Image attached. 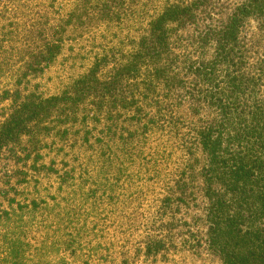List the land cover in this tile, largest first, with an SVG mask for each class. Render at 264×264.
Wrapping results in <instances>:
<instances>
[{"label":"trees","instance_id":"16d2710c","mask_svg":"<svg viewBox=\"0 0 264 264\" xmlns=\"http://www.w3.org/2000/svg\"><path fill=\"white\" fill-rule=\"evenodd\" d=\"M224 2L67 0L37 26L41 45L1 92L0 158L15 161L24 183L32 172L52 173L60 187L95 185L99 175L110 183L98 196L100 227L89 229L112 239L95 246L100 259L181 264L175 256L188 252L264 264V0H236L220 20ZM125 20L136 34L80 58L86 69L56 94L24 82L51 68L66 43L87 40L92 25L97 32ZM252 22L255 45L243 36ZM183 100L205 116H176ZM48 154L59 160L45 162ZM9 186L0 189L2 214ZM192 208L202 213L194 230L185 219ZM72 243L77 257L82 244Z\"/></svg>","mask_w":264,"mask_h":264},{"label":"rangeland","instance_id":"374dc122","mask_svg":"<svg viewBox=\"0 0 264 264\" xmlns=\"http://www.w3.org/2000/svg\"><path fill=\"white\" fill-rule=\"evenodd\" d=\"M66 1L0 0V95L3 89L14 83L19 72L23 69L25 71L24 59L27 55L41 45V38L35 31L37 26L45 24L47 20L53 22L57 11H60V7L63 8L62 5ZM235 1L225 0L224 5L220 7L218 19H223L227 9ZM90 19V22L94 23V17L90 16ZM104 23L97 32H94L95 27L92 25L87 40L66 43L61 56L51 68L24 82H28L29 86H36L46 94H56L73 76L86 69L79 67L83 62L80 58H89L97 52L99 45L110 48L119 41L123 42L126 36L136 34L137 25L134 26V22L125 20L123 25L111 23L108 27H105ZM188 31L190 34L193 29ZM258 35L256 22L250 23L243 31V36L252 45L256 44ZM184 42L182 46H186V51L183 52L188 55L192 50L187 47L188 40ZM252 57L255 59L257 56ZM181 102V107L177 106L176 116L182 120L190 122L205 116L203 113L195 116L192 114L190 102ZM7 106V102L0 101V119ZM54 158L59 160L56 155L48 154L44 161ZM0 160V189L10 184L9 193L1 205L4 214L0 211V264H71L74 259L87 260L89 264H111L113 260L116 264L114 257L109 258L107 255L102 259L98 258L95 247L101 243L108 245L112 239L108 240L102 236L97 240V233L89 230H97L100 227L97 222L100 216H104L101 205L102 199L105 198L98 196L106 193L109 182L104 183L99 175L95 185L78 179L60 187L59 181L52 173L47 175L32 172L24 183V179L21 180L15 173L14 160H8L5 155ZM28 162L32 164V161ZM33 165L38 166L39 163ZM9 175L10 180L7 178ZM131 188L130 192L136 194L135 188ZM91 191H95V195ZM109 204L106 201V206ZM115 213L114 216L109 215L113 221L118 216V212ZM201 215L196 208L185 214V219L193 230L199 228L198 217ZM74 241L82 244L77 257L71 252V248L75 247L71 242ZM88 246H93L94 249L90 251ZM175 258L182 262L181 264H216L214 256L205 253L194 258L188 252H180ZM142 261L140 259L138 264H143Z\"/></svg>","mask_w":264,"mask_h":264}]
</instances>
